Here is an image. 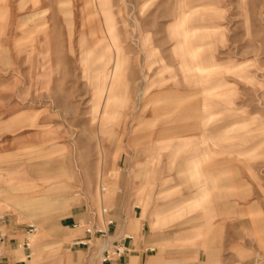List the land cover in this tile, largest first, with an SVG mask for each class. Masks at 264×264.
<instances>
[{"label":"rangeland","instance_id":"rangeland-1","mask_svg":"<svg viewBox=\"0 0 264 264\" xmlns=\"http://www.w3.org/2000/svg\"><path fill=\"white\" fill-rule=\"evenodd\" d=\"M102 208L145 262L264 264V0H0L1 234L81 264Z\"/></svg>","mask_w":264,"mask_h":264},{"label":"built area","instance_id":"built-area-1","mask_svg":"<svg viewBox=\"0 0 264 264\" xmlns=\"http://www.w3.org/2000/svg\"><path fill=\"white\" fill-rule=\"evenodd\" d=\"M104 191V188H102ZM102 215H104V220L102 225L93 224L89 227L83 228L84 237L77 238L72 243V247H85L90 250V253L95 257L89 259V255L81 264H131L126 260L130 249L125 244L126 241H132L134 238L130 235H123L121 237H113L111 234V229L114 226V220L110 216V212L106 208L101 209ZM8 224V219L6 216L0 215V225L5 226ZM73 229H80L81 226L78 223L72 225ZM37 227L34 224L27 225L25 229V237L22 240L21 246L24 250L25 260H30L31 258V243L29 238L37 232ZM98 238L103 243L97 249L92 243V240ZM3 241V235L0 233V243ZM89 253V254H90ZM2 253L0 252V258Z\"/></svg>","mask_w":264,"mask_h":264},{"label":"crops","instance_id":"crops-1","mask_svg":"<svg viewBox=\"0 0 264 264\" xmlns=\"http://www.w3.org/2000/svg\"><path fill=\"white\" fill-rule=\"evenodd\" d=\"M136 208H138V207H135V209ZM111 215L112 216L114 215V211L111 212ZM134 215H136V212H134ZM127 222H124V225H123V228L121 231V225L118 226L119 225L118 221H114V226L111 229L112 236L113 237L123 236L125 231H126ZM6 226L7 225H5L3 227H6ZM0 233H1V231H0ZM8 233H10V232H8ZM14 242L17 243V240L9 238V234L3 235V241L0 243V252L2 253V256L0 258V264H26L23 259H21V260L16 259V255L14 254V252L17 250L16 249L13 250V248H12L13 245L15 244ZM125 244L130 249L129 254L126 257V260H128L130 263H131V259L135 260V264H143V261L147 260V259H145V257H143L141 255L136 256V255L132 254V253L136 252L135 251V245H134V239L132 241H126ZM20 247L22 248L21 245H19V248ZM19 248H18V250H19ZM231 248L241 249V247L238 245H230V249H229L230 251H227L228 255H224L223 257H221V255H219L218 257L213 255V256H211V258L207 259L204 262V264H247V260L237 258V256H235V254ZM22 251L24 254L23 249H22ZM162 252H163V249L161 250L160 253H162ZM146 262H148V264H164L163 255L159 254L154 260H150V261H146Z\"/></svg>","mask_w":264,"mask_h":264},{"label":"bare ground","instance_id":"bare-ground-1","mask_svg":"<svg viewBox=\"0 0 264 264\" xmlns=\"http://www.w3.org/2000/svg\"><path fill=\"white\" fill-rule=\"evenodd\" d=\"M32 237V236H31ZM31 239V238H30Z\"/></svg>","mask_w":264,"mask_h":264}]
</instances>
